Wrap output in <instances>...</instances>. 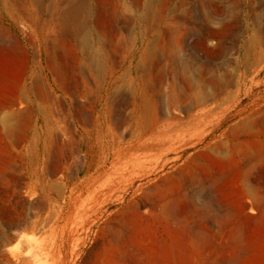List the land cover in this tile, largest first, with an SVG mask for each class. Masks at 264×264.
<instances>
[{
  "label": "rangeland",
  "instance_id": "obj_1",
  "mask_svg": "<svg viewBox=\"0 0 264 264\" xmlns=\"http://www.w3.org/2000/svg\"><path fill=\"white\" fill-rule=\"evenodd\" d=\"M56 6L86 11L81 70L78 19L39 35ZM0 26V264H264V0H0ZM141 37L159 117L185 123L212 103L220 114L138 144L140 52L127 51ZM107 59L125 71L105 100ZM228 125L222 161L179 150Z\"/></svg>",
  "mask_w": 264,
  "mask_h": 264
},
{
  "label": "bare ground",
  "instance_id": "obj_2",
  "mask_svg": "<svg viewBox=\"0 0 264 264\" xmlns=\"http://www.w3.org/2000/svg\"><path fill=\"white\" fill-rule=\"evenodd\" d=\"M106 7L107 5L104 6L103 8V15H102V29L105 28V25L109 29H111L110 23H111V17L109 18L107 12H106ZM115 12H117L116 9H114ZM73 11L74 7H71L69 9H59L58 6L55 7L53 11L52 18L50 20L49 24H45L40 32L39 35L43 34L46 29L52 24V23H57L59 21V15L60 16H72L75 19H78L79 21H72V34L73 37L71 38V46L75 52L76 58H77V64L79 65L78 69L81 70V66L83 64V58L81 56L80 49L78 48L77 44L73 40V38L80 33L81 29L83 28L85 24V19H84V14H85V9L80 10L81 14L80 17H75L73 16ZM148 6L145 7V13L148 14ZM117 16V13H114L113 18ZM0 29L3 31L4 28L0 26ZM9 31L8 29H6ZM98 32V30H96ZM142 36V33H141ZM137 44H139L137 46ZM145 46V49L143 47ZM138 50L140 52L139 61H137L134 71H137L140 73V78L138 80L133 81L132 86L134 88V105H133V110L131 109V118H130V124L132 127H134L135 132H136V138L135 141L139 144L142 143L144 140V136L149 135L150 139L153 140L154 142L169 139L171 137H177L181 135L187 134L190 129L195 125L197 121L202 119L203 117L213 114V115H219L221 112V109L216 105V104H209L201 107L198 111L194 112L189 116V119L185 123H180L174 119H164L158 116L157 114V108L158 105L156 102H151L149 103L147 99V92L149 89L148 82H147V73L144 70L145 63L147 62V50L148 46L145 42V40L139 38L137 42L135 43V46L133 49H130L127 51V57L129 56H134ZM248 59L247 62L249 63V60L255 59L257 60L260 57V51H258L256 48L253 49L252 51H249L247 53ZM127 57L125 58V62H127ZM135 59V56L133 57ZM252 58V59H251ZM110 63L109 66L107 67V72L110 73V78L114 80H111L109 82L105 83V86H107V89L104 90V87L101 85L97 91V94H99L102 98L107 100L109 98V95L111 94V90L116 86L118 82L122 80V76L124 75L125 67L124 65L119 68L117 67L116 63L112 62L110 59H107ZM57 61V60H56ZM57 65V63H56ZM122 72V74L118 77H115L117 71ZM187 87L190 90H193L196 93V97L199 98L203 95L202 90L200 91V86L198 87L194 83L188 81L187 82ZM60 90V89H58ZM196 90V91H195ZM64 94H66V91L63 88L60 90ZM177 96V90L175 85L172 86L171 92H170V98L173 99L174 97ZM205 100V99H204ZM92 109L96 108L95 103L91 105ZM96 111V110H95ZM130 111V112H131ZM110 109L108 105H104L103 109L100 110L101 115L104 118H107L109 115ZM227 120V119H226ZM249 121V120H247ZM244 124V123H243ZM243 126V125H242ZM232 125H228L225 130H223L219 135L215 136L213 139V142H208L206 141L207 137L204 138L202 141L198 143H193V144H187V146L190 147H179V150H182L183 152L187 151H192L193 149H201L205 151L209 156L214 158L215 160L222 161L225 158V155L227 152L230 151L231 147H223L224 144L222 142L224 141V138L226 137V134L230 132ZM242 128V127H240ZM89 138V135H85L84 139L87 140ZM94 138V135H93ZM230 138V137H229ZM96 139V138H94ZM112 139V138H111ZM99 153V152H98ZM193 155V154H192ZM236 158H238V155H235ZM190 156L186 158L185 164L189 163Z\"/></svg>",
  "mask_w": 264,
  "mask_h": 264
}]
</instances>
